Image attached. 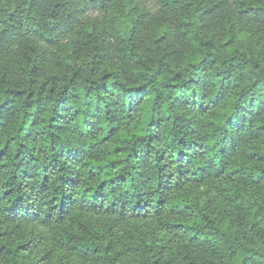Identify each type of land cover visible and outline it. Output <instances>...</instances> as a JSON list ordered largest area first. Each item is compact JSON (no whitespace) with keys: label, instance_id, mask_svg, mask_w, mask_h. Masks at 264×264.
I'll list each match as a JSON object with an SVG mask.
<instances>
[{"label":"clouds","instance_id":"obj_1","mask_svg":"<svg viewBox=\"0 0 264 264\" xmlns=\"http://www.w3.org/2000/svg\"><path fill=\"white\" fill-rule=\"evenodd\" d=\"M2 7L0 86L18 88L27 85L28 77L34 81L50 73L61 78L58 92L67 86L64 96L69 101L75 97L64 118L65 127L74 131L52 135L44 127L46 121L38 120L35 126L51 137L49 144L55 141L57 151L72 147L81 150V157L92 155L90 144L104 132L102 120L120 122L130 115V109L138 118L145 117V129L156 141L151 145L140 142L143 151L149 153L140 154L141 162L136 168L140 174L134 173L135 178L129 177L125 184L117 181L106 185L109 195L102 201L93 200L91 193L84 191L90 183L98 182L95 176L88 180L87 161L64 165L63 175L71 173L79 180L71 188L53 182L47 190H41L38 183H30L24 189V209L38 214L56 231H70L69 224L88 220L118 223L119 219L144 214L162 223L172 189L203 180L217 163L212 159L214 140L201 129L196 107L203 105L214 111L215 94L221 84L225 91H231L238 113L264 101V0H47L40 9L15 19L9 18L14 5L4 3ZM201 39L214 57L190 65L176 58L179 50L195 52ZM229 52L235 60H230ZM133 65L143 72L131 70ZM107 67L112 68V75L104 78ZM164 72L172 76L179 73L175 83L183 87L164 88ZM141 81L145 85L142 89L136 87ZM172 82L167 79L168 84ZM176 96L193 107L181 114L177 104L172 103ZM42 102L51 111V104ZM188 113L195 117L192 123L183 120ZM178 115L182 117L177 121L180 127L172 124ZM148 116L155 121L151 128L146 124ZM182 135L185 140L209 147L197 148L193 144L191 154L178 165L175 151ZM59 195L64 196V202L58 207L54 197ZM86 211L95 215L86 217Z\"/></svg>","mask_w":264,"mask_h":264},{"label":"trees","instance_id":"obj_2","mask_svg":"<svg viewBox=\"0 0 264 264\" xmlns=\"http://www.w3.org/2000/svg\"><path fill=\"white\" fill-rule=\"evenodd\" d=\"M46 2L0 0V19L4 16V3L15 6L9 14L10 19H15L40 9ZM214 55L201 39L195 52L179 50L176 58L190 65ZM228 55L230 60L236 59L231 52ZM68 62L71 63L70 57ZM224 63L233 67L229 61ZM131 70L143 72L135 65ZM156 71L160 69L157 67ZM104 72V78L110 77L112 68L107 67ZM179 75L161 73L164 88L183 87L175 83ZM27 79V85L18 88L0 86V264H264V101L250 104L249 111L238 113L231 91H225L221 84L215 94L214 111L203 105L196 107L201 129L207 130L214 140L212 159L217 163L203 180L172 189L162 223L153 222L144 214L119 219L118 223L88 220L69 224L70 231H56L43 223L38 214L24 209V189L30 183H38L41 190H47L53 182L71 188L79 180L71 173L63 175L64 165L87 161L88 180L95 176L98 182L90 183L84 191L91 193L93 200L102 201L109 195L106 185L117 181L125 184L129 177L135 178L134 173L140 174L136 172L143 151L140 142L151 145L156 141L145 129V117L138 118L130 109V115L120 122L102 120L104 132L90 144L92 155L81 157V150L72 147L57 151L55 141L49 144L51 137L35 126L38 120L46 121L44 127L52 135L74 131L65 127L64 118L75 97L69 101L64 96L67 86H63V92L57 91L62 86L58 76L46 73L34 81ZM167 79L173 82L168 84ZM136 87L142 89L145 85L141 81ZM42 101L51 104V111ZM172 103L177 104L176 110L181 114L193 107L180 96ZM79 111L77 108L76 114ZM181 119L178 115L172 124L180 127L177 121ZM193 119L190 113L183 115L188 123ZM83 123L87 126L88 120ZM154 123L150 116L146 118L148 128ZM193 144L197 148L209 147L185 140L182 135L175 151L178 165L191 154ZM143 155L149 153L143 151ZM163 158L161 154L160 160ZM197 171L202 173L203 169ZM54 199L59 201L58 207L64 202L63 195ZM84 215L95 214L86 211ZM129 256L133 259L129 260Z\"/></svg>","mask_w":264,"mask_h":264}]
</instances>
